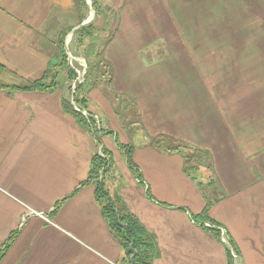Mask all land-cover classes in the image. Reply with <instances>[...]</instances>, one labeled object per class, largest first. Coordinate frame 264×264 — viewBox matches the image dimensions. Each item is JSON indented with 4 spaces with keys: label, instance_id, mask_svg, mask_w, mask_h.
<instances>
[{
    "label": "crops",
    "instance_id": "0c3cea01",
    "mask_svg": "<svg viewBox=\"0 0 264 264\" xmlns=\"http://www.w3.org/2000/svg\"><path fill=\"white\" fill-rule=\"evenodd\" d=\"M128 14L117 31L150 32ZM259 16L261 34L264 9ZM80 25L74 0H0V245L15 231L0 264H126L94 182L83 183L97 147L62 109L63 71L50 74V88L26 89L59 62L61 34ZM244 31L251 38L175 41L181 51L161 75L140 72L139 52L156 40L121 34L107 55L111 82L83 91L105 129L117 123L119 94L134 95L146 129L131 145L142 182L130 179L120 194L154 240L153 264H228L227 246L234 264H264V35ZM205 208L229 244L195 219Z\"/></svg>",
    "mask_w": 264,
    "mask_h": 264
},
{
    "label": "rangeland",
    "instance_id": "374dc122",
    "mask_svg": "<svg viewBox=\"0 0 264 264\" xmlns=\"http://www.w3.org/2000/svg\"><path fill=\"white\" fill-rule=\"evenodd\" d=\"M98 1L101 8L105 10V15L98 22L100 28L97 44L90 61L81 55L78 49H75L74 33L67 44L68 35L64 40L66 62L71 69L76 72V69L81 70L82 66L76 58H73L76 61L70 59L67 51H70L73 56L80 58L83 64L82 58L86 59L85 73L88 63H92L85 76V82L82 84L80 92H78L80 98H84L83 91L87 90V88L89 89L93 85H100L101 83L109 85L111 82L109 78L113 71L106 66L107 55H109V50L111 52L119 50L121 43H123L122 39H124L121 34L129 36L128 40L135 39L140 41L139 43L147 39L156 40V44L141 49L138 55L141 62L144 63L140 72H155L156 75L162 74V71L165 70L164 63L176 57L177 50L181 51L178 45L174 44L175 41L190 40L192 38H235L240 40L251 38L248 33H245L244 29H249L251 33H255V38L264 35V33H261V35L257 30L259 26L255 27L259 24L255 19L260 18L259 14L264 9L263 0H122V3H118V5L116 3L113 4L114 0ZM147 10L146 15H143ZM127 12L130 19H139V22L134 21V23L138 25L144 23L149 27L150 32L148 33V30L144 32L136 31V33L117 31L118 25L120 27L121 19L123 20L126 17L124 14ZM244 21L247 25L242 24ZM249 22L250 26L248 25ZM133 68H137V63H133ZM60 71H63L65 75L66 70L64 68ZM65 78L67 79L66 75ZM73 80L67 79L65 84L70 90H72L70 83ZM61 82L63 84V80ZM69 99L73 101L70 95ZM118 100L119 105L113 104L112 106L117 114V123H114L115 127L113 126V128H104L111 131L106 137L110 140L112 139L116 148L115 151L110 152L111 161L104 174V186L108 188L112 200L126 206L121 198L120 190L129 185L130 179H136L138 172L135 166L132 167L127 164V148L124 145H138L143 134L146 133V129L139 120L140 113L135 104L134 95L131 92H122L119 94ZM115 132L118 134L117 139H115ZM103 136L98 130L96 131V136H93L95 146L98 149L101 148ZM123 138H126V140L124 141ZM160 146L162 148V145Z\"/></svg>",
    "mask_w": 264,
    "mask_h": 264
},
{
    "label": "trees",
    "instance_id": "16d2710c",
    "mask_svg": "<svg viewBox=\"0 0 264 264\" xmlns=\"http://www.w3.org/2000/svg\"><path fill=\"white\" fill-rule=\"evenodd\" d=\"M91 1V8L94 10V17L93 19L88 22L87 24L80 25V23L87 17L89 7L86 0H74V5L76 9V14L79 20L80 27L74 32V42H75V49L81 52L86 59H89L91 55H93V51L97 44L98 39V31L99 26L98 22L101 18L105 15V10L101 8L98 0H90ZM107 8V7H106ZM60 53L59 62L55 65H52V68L46 70L41 77V79H37L29 85L26 86V89H46L54 86L56 80H49L50 74H53V77L57 73L60 72L61 69H65L68 80H73L76 76V72L74 69H71L66 62V53L64 50V34H61L57 41ZM85 59V61H86ZM92 65L91 62L88 63V67L86 68V73L84 75V80L81 83H78L75 87L73 93L69 95L72 97L73 102L79 109H85V98H80L78 96V92L82 88V84L85 82V76L88 73L89 66ZM106 66L111 69L109 62L107 61ZM62 109L74 116L77 121L86 129H88L93 136H96V131L98 130L101 134H109L110 130H105L101 128L99 123L95 121L93 118V114L87 111L88 116H84L80 111L74 108V105L71 103L70 99L61 102ZM116 139V137H115ZM162 145V144H160ZM159 146L160 149L168 148V150L179 149L180 144H168ZM127 148L126 152V162L128 165L132 167L135 166V163L132 160V146L125 144ZM98 148L93 153L91 157V164L90 169L87 175V180L83 183L88 181L94 182V194L95 199L100 203L101 210L106 218L107 225L109 230L113 233V235L117 238L121 248L123 249V259L126 264H153V258L156 253V246L152 236L147 232L144 226L140 223V221L131 214L124 205L117 203L116 201L112 200L109 195V190L104 186V174L105 171L108 169V164L111 161L110 157V150L106 148L104 145H101L100 151L102 155L99 154ZM137 169V167H136ZM137 176L136 179L138 182H142L140 178V171L137 169ZM148 193V191H147ZM61 204L60 202L56 203L55 209ZM195 219L199 222L204 224L203 220H210L212 221L207 212L206 208L197 216ZM210 226H206L208 229L212 230V232L220 238V230L217 228L220 225L214 223H210ZM15 236V231H13L10 237L5 240L0 245V260L4 256L6 250L10 246L13 238ZM227 254H228V264H234V257L231 254L229 247L227 246Z\"/></svg>",
    "mask_w": 264,
    "mask_h": 264
},
{
    "label": "built area",
    "instance_id": "2783aa9c",
    "mask_svg": "<svg viewBox=\"0 0 264 264\" xmlns=\"http://www.w3.org/2000/svg\"><path fill=\"white\" fill-rule=\"evenodd\" d=\"M69 39H70V37H67V39H66V44L68 43ZM66 49H67V48H66ZM67 50H68V49H67ZM67 54H68V56H69L70 59H73V58H76V59H77V58H78V57L73 56V55L71 54L70 51H67ZM73 60H75V59H73ZM82 60L84 61V64L81 65V66H82V69H81V70L76 69L77 76H76L75 80H73L72 83H70L71 88H72V90H71L72 93H73L74 90H75L76 83H81V82L84 80V74H85L86 63H85V59L82 58ZM75 61H76V60H75ZM71 103H72V102H71ZM72 104H73V103H72ZM73 105H74V108H75L76 110L80 111L84 116H86V117L88 116V113H87V111H86L85 109H82V110H81V109H79L75 104H73ZM93 118L95 119V121H96L97 123H99V119H98V116H97V115H94V114H93ZM98 152H99L100 155H102V153H101V151H100V148H99ZM205 225H206V226H210L211 224H209V223H205ZM217 228L220 230V240H221L223 243L229 244L228 238H227V236H226V231H225V229H224L223 227H221V226H219V227H217ZM229 249H230V251H231L232 256L235 258L236 255H235L233 249H232L231 247H230ZM237 264H238V263H237Z\"/></svg>",
    "mask_w": 264,
    "mask_h": 264
},
{
    "label": "water",
    "instance_id": "95a60500",
    "mask_svg": "<svg viewBox=\"0 0 264 264\" xmlns=\"http://www.w3.org/2000/svg\"><path fill=\"white\" fill-rule=\"evenodd\" d=\"M87 3L90 4V0H87ZM93 17H94V11L91 8L89 16L82 23L89 22Z\"/></svg>",
    "mask_w": 264,
    "mask_h": 264
},
{
    "label": "bare ground",
    "instance_id": "6f19581e",
    "mask_svg": "<svg viewBox=\"0 0 264 264\" xmlns=\"http://www.w3.org/2000/svg\"><path fill=\"white\" fill-rule=\"evenodd\" d=\"M78 62L83 65V62L80 60V58H77ZM72 63V62H71ZM74 104V103H73Z\"/></svg>",
    "mask_w": 264,
    "mask_h": 264
}]
</instances>
